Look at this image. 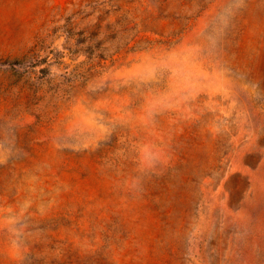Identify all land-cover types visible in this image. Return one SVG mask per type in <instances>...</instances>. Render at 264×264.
Wrapping results in <instances>:
<instances>
[{
	"label": "rangeland",
	"instance_id": "obj_1",
	"mask_svg": "<svg viewBox=\"0 0 264 264\" xmlns=\"http://www.w3.org/2000/svg\"><path fill=\"white\" fill-rule=\"evenodd\" d=\"M0 264H264V0H0Z\"/></svg>",
	"mask_w": 264,
	"mask_h": 264
}]
</instances>
